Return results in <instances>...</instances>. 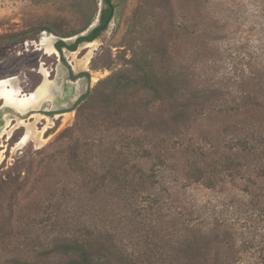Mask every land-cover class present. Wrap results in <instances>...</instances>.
I'll use <instances>...</instances> for the list:
<instances>
[{
    "label": "rangeland",
    "instance_id": "1",
    "mask_svg": "<svg viewBox=\"0 0 264 264\" xmlns=\"http://www.w3.org/2000/svg\"><path fill=\"white\" fill-rule=\"evenodd\" d=\"M111 3L112 18L99 37L74 51H58L60 39L70 46L88 35L103 0H0V36L5 35L0 79L13 77L12 85L28 93L46 77L63 86L65 95L72 74L78 78L74 83L85 81L84 73L91 77V99L84 108H74L76 97L69 108L50 112L46 101L20 118L24 124L12 130L9 140L0 139V264L57 263L53 247L69 239L87 241L96 264L128 259L141 264L263 263L264 192L253 199L249 194L255 188L247 190V182L237 178L214 176V186L207 188L174 182L176 176L162 173L173 164L177 145L191 140L209 149L200 136L206 131L202 118L187 133L172 120L169 102L129 89L121 95L128 100L118 106L109 93L111 83H97L133 76L141 68L167 75L183 90L177 97L190 99L189 111L206 117L240 96L236 85L242 71L251 68L260 72L254 90L264 100V0ZM26 127L31 137L16 147ZM148 141L161 151L150 161L137 148L149 147ZM129 143L132 151L119 164L118 154ZM198 163L204 168L210 161ZM136 166L142 176L155 174L151 188L146 179H134ZM111 170L120 173L118 180L106 178L101 184ZM152 196L165 200L145 209ZM183 224L199 228L184 237L173 235L170 228Z\"/></svg>",
    "mask_w": 264,
    "mask_h": 264
},
{
    "label": "trees",
    "instance_id": "2",
    "mask_svg": "<svg viewBox=\"0 0 264 264\" xmlns=\"http://www.w3.org/2000/svg\"><path fill=\"white\" fill-rule=\"evenodd\" d=\"M103 3L106 8L102 10L100 24L88 35L78 37L70 46L66 45L60 39L56 43L58 51L65 47L71 51L75 50L80 43L90 42L100 36L101 32L106 29L107 24L111 20L114 8L111 0H103ZM91 21L87 22L84 29L91 24ZM41 31H47V29L43 28ZM73 35L65 36V38ZM4 38L5 35L0 36V41ZM136 72L137 74H135ZM136 72H134L133 76L122 75L121 78H107L99 81L97 85L111 83L109 93L118 106H120L118 102L122 104L128 100L127 98L122 99L121 95L129 89L135 92L137 91V93H148L153 99L169 102L172 109V120L183 125L187 129V133L188 128L190 127L191 129L192 123H196L199 118H202L199 123L204 122L202 126L207 132L205 131L206 134L201 133L200 136H202V140L206 141L208 148L212 149V151H209L203 145L193 143L191 140L177 145L173 149L176 151L175 159L171 161L173 164L166 165L162 171L163 174L176 176L177 178L173 180L174 182L200 183L207 188L214 186L212 179L214 176H224L232 181L237 178L240 181L247 182V190L249 187L251 191L252 188H255L253 193L251 192L249 194L251 198L255 199L259 197L258 193L260 191L264 192V100L257 96L254 90L257 86L259 87L256 75H260V72L251 68L247 69L244 73L242 71L238 81L239 85H236L239 88L240 96L226 101L227 106L225 109H220L212 116L209 115L206 117H200L199 114L189 111V107H191L190 99L188 101H181L180 97H177L179 94H183L180 92H183V90L174 87L169 76L158 75L152 71L146 72L143 68ZM83 75H86V73ZM191 92L197 97L195 90H191ZM90 99L91 92L88 91L77 103L76 110H79L81 107L84 108L86 102ZM142 140L146 141L144 139ZM139 141L141 140L134 139L135 144ZM163 142L167 143L166 141ZM147 143L149 147H144V144L143 146L140 144L137 148H139L138 151L141 150L148 153L149 157L147 160L150 161L156 150L159 149L160 154L161 151L158 143L155 145H151L149 141ZM130 147L131 143L127 144L125 146L126 149L118 154L117 162L119 164L124 155L132 151ZM158 156H155V158L158 159ZM139 157L143 159L142 156ZM161 157L164 160V155ZM199 159L209 160L210 163H205V167L202 168L199 166L201 165L200 163L197 164ZM162 164H165V161ZM135 168L134 179L139 180L141 183H144L145 180L143 179H146L147 183H150L149 188H151L153 186L152 184L155 183L153 179L155 174L142 176L141 174H144L143 171L137 166ZM107 173L101 177V184L107 179L112 182L118 180L120 173H113V170ZM136 174H140V176ZM139 182H136V186L140 185ZM162 200L165 199L152 196L148 199L145 209H154L153 206ZM133 202L135 203L136 200H133ZM198 228L199 226L197 225L190 226L183 224L178 229H175V227L170 229L175 233L173 235L184 237L195 232ZM168 250L170 249L167 248L166 252ZM52 258L57 260V263L52 264H96L97 262L96 255L88 247L87 241L77 239L63 240L54 245ZM125 264L141 263L128 259ZM260 264H264V262Z\"/></svg>",
    "mask_w": 264,
    "mask_h": 264
},
{
    "label": "bare ground",
    "instance_id": "3",
    "mask_svg": "<svg viewBox=\"0 0 264 264\" xmlns=\"http://www.w3.org/2000/svg\"><path fill=\"white\" fill-rule=\"evenodd\" d=\"M41 45L46 49L47 52L51 54L55 53V50L50 46V44L45 47L44 42H42ZM93 45L95 44L91 43L90 45H88V47L91 48ZM90 51H88L85 55L84 65H87L89 62L91 55ZM13 80V77L0 79V102H3V108H12L16 111H20L21 114L38 110L42 103L46 101L50 103L52 110L69 107L73 100L78 97L86 87V81H84L83 79L78 81L77 83H72V85L75 87V92L67 100H64L65 95L63 86L48 83L46 77L34 91L28 93L23 92L19 87L13 86ZM3 112L6 114L3 120V124L0 125V139L6 137V139L9 140L12 130L17 127H21L24 122L21 121L19 117L11 113L9 114L7 110H4ZM43 117L45 116H41L42 119ZM27 128L28 127H26V129ZM45 129L46 127L42 129L40 134H43ZM30 137L31 134L27 129L26 132L20 137L19 142L16 144V147L25 145L29 141ZM0 147H2L1 144ZM1 161L2 156H0V163Z\"/></svg>",
    "mask_w": 264,
    "mask_h": 264
},
{
    "label": "water",
    "instance_id": "4",
    "mask_svg": "<svg viewBox=\"0 0 264 264\" xmlns=\"http://www.w3.org/2000/svg\"><path fill=\"white\" fill-rule=\"evenodd\" d=\"M101 8H102V4L100 5V9H101ZM99 16H100V13L98 14V18H97V20H96L93 24H91V25L86 29V33L89 34L94 28H96V27L98 26V24H99ZM80 37H81V36H80ZM77 38H78V37H77ZM77 38H76V39H77ZM61 41L65 42L64 40H61ZM68 41H71V38H69ZM72 76L74 77V80H71L70 82H71V83H74V82H76V81L78 80V78H77V76L74 75V74H72ZM10 77H12V76H10ZM85 81H86V89H85V91H83V92L79 95V97H81V96L87 94V92L90 90V86H91V77L88 75V77L85 78ZM71 83H67V84H66V93H65L64 100H67V99H68L69 97H71V96L74 94V92H75V87H74ZM67 108H69V107L61 108V109H58V110H64V109H67ZM4 110H7L9 113H11V114H13V115H15V116H17V117H19V118L28 117V116H27L28 113L21 114L20 111H16L15 109L0 107V125L3 124L4 117H3L2 115H3V111H4ZM53 111H55V110H52V109H51L50 112H53Z\"/></svg>",
    "mask_w": 264,
    "mask_h": 264
},
{
    "label": "flooded vegetation",
    "instance_id": "5",
    "mask_svg": "<svg viewBox=\"0 0 264 264\" xmlns=\"http://www.w3.org/2000/svg\"><path fill=\"white\" fill-rule=\"evenodd\" d=\"M103 5H104V3H103ZM105 8H106V6L104 5V8H103V9H105ZM103 9H102V8L99 9V10H100V11H99V13H100V16H99V24H100V18H101V14H102V10H103ZM109 22H110V21H109ZM99 24H98V25H99ZM107 25H108V24H107ZM106 28H107V26H106ZM103 31H104V30H103ZM103 31H102V32H103ZM102 32H101V33H102ZM55 46H56V45H55ZM56 49H57V48H56ZM60 51H61V50H60ZM72 51H74V50H72ZM85 76L88 77V74H86ZM87 77H86V78H87ZM83 96H84V95H83ZM83 96H81V97L78 96V99H77L76 103L74 104V108L78 105L77 103L79 102V100H80Z\"/></svg>",
    "mask_w": 264,
    "mask_h": 264
}]
</instances>
